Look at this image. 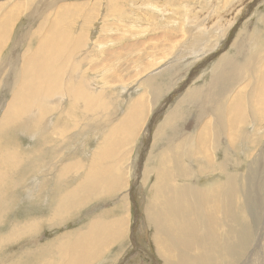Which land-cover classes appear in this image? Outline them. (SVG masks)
I'll list each match as a JSON object with an SVG mask.
<instances>
[{"label": "rangeland", "instance_id": "rangeland-1", "mask_svg": "<svg viewBox=\"0 0 264 264\" xmlns=\"http://www.w3.org/2000/svg\"><path fill=\"white\" fill-rule=\"evenodd\" d=\"M83 1L88 2L87 12L93 2H99L95 19L91 21L80 42L83 45L88 42L89 47L80 48L76 56V61L80 62L78 72L88 67L92 69V65L96 67L92 78L96 87L86 82L83 85L93 92H98V106L101 107L96 113L97 125H90L91 119L88 116L86 118L82 113L76 114L81 126L85 127H82L80 133L84 134L80 137L81 142H77L78 137L73 135L68 137L70 143L76 141L74 146H68L67 139L53 144L52 141L49 143L47 138H40L45 133V126L35 138H30L32 132L28 133L27 137V134L20 132L22 135H19L12 130H8L1 138L0 147L17 150L25 160L24 166H27L31 157L34 158V168H43L44 178L41 180L40 175L36 176L31 166L23 170L18 166L9 168L8 177L15 190L13 195L3 198L5 204L1 205L3 218L0 221V240L4 244L0 247V264H47L49 261L61 259L64 254L67 256L65 263L71 264L74 259L69 253L73 242L71 239L81 230L85 231L92 222L105 223L108 226L122 223L123 230L121 234L114 236V242L103 247L106 252H100L98 259L90 264H159L160 259L152 245L153 231L147 223L149 214L152 215V222L162 230V236L169 240L168 247L174 249L171 252L173 255L177 253V249L188 250L195 246L194 234L189 235L195 227H191L188 213L189 229L187 227V231H184L185 240H177L180 226L176 220L173 221L177 209L171 192L170 151L177 144L176 134H183V138L189 132L187 125L191 108L184 99L191 86L190 75L192 72H197V76L201 75L199 84L207 81L214 62L222 54L242 63L255 55L264 57V0H65L61 6L69 8V4ZM225 3L228 4L227 7L222 6ZM63 22L67 26L69 20L65 19ZM82 22L80 15L73 25L74 36L82 29ZM24 27L25 22L16 24L13 37L19 36ZM196 37L201 41L197 46L199 55L204 51L207 53L205 58H199V62H194L193 57ZM218 38L220 40H217ZM213 48V52L209 51ZM263 63L264 60L261 64ZM260 70L264 73V67ZM74 73L67 69L62 72L61 78H69ZM87 79L83 81H92L89 77ZM67 85L79 88L75 83L68 84L67 80L60 83L61 95L51 96L52 101L49 104L58 108L63 103L59 109L66 105L63 92L66 91ZM5 91L3 82L0 81V119L12 96L8 89L6 93ZM136 101L142 104L139 103L140 108L137 110L140 112L139 124L137 127L135 124L132 126L131 131L136 132L130 133L131 140L120 146L122 152L114 158L113 170L118 174L113 189L102 194H89L87 188L91 183L87 178H79L74 173H68L65 180L55 183L56 178L52 170L58 163L75 161L72 166L74 168L89 165L91 156L101 149L109 131L121 120H126L130 105ZM176 117H179L182 123L176 122ZM29 120V115H25L21 123L27 124ZM62 124L61 120L55 129L56 132L61 129L67 131L71 127L70 123L63 126ZM166 127L168 129H165ZM78 131L79 128L76 132ZM260 131L257 133L260 134ZM240 158H243V155H240ZM112 160L109 157L104 159V163L111 164ZM166 177L167 184L163 186ZM173 177L176 178V174H173ZM187 183L188 181L183 179L179 180L180 187ZM200 184L204 185L205 180L201 179ZM65 188L68 192L62 197L60 192ZM31 190L33 191L30 192ZM158 191L161 193L155 197L161 201L158 208L162 214L159 216L149 212L152 201L149 195ZM72 201L76 203L70 206ZM76 206L79 209L69 214V210ZM54 215L59 222L55 220ZM31 222L38 223L41 228L36 227L30 231V235L35 233L32 237L23 238L26 233H22L16 241L6 240L14 228ZM246 227L247 224H244V228ZM260 230L261 226L258 224L254 234L250 236L249 232L247 237L250 240L255 236L257 238ZM64 240L67 243L65 251L61 243ZM254 242L248 244L246 256Z\"/></svg>", "mask_w": 264, "mask_h": 264}, {"label": "bare ground", "instance_id": "bare-ground-1", "mask_svg": "<svg viewBox=\"0 0 264 264\" xmlns=\"http://www.w3.org/2000/svg\"><path fill=\"white\" fill-rule=\"evenodd\" d=\"M64 2L65 0H0V81L3 82L6 91L8 89L12 93L10 102H7L8 105L3 109V115L1 114L0 141L8 130L19 135L27 134V137L28 133L32 132L30 138H35L45 126V133L40 138H47L49 143L52 141L53 144L67 139L68 146H74V143L79 142L80 137L84 135L80 133L82 127H85V125L81 126L76 114L82 113L86 118L88 116L91 119L90 125H97L96 113L101 107L98 106V92L94 91V93L83 85L86 82L96 87L92 80L96 67L92 65V69L88 67L78 72L80 62L76 61V56L80 48L89 47L88 42L84 45L80 42L91 21L95 19L99 2H93L88 12L87 1L74 2L73 5L69 4V8L61 6ZM222 6L227 7L228 4L225 3ZM62 9L65 10L60 12ZM80 15L83 19L82 29L78 35L74 36L73 25ZM65 19L69 20L67 26L63 22ZM20 22H25V27L19 36L13 37L12 33L16 24ZM200 42V39L196 37V49L194 55L192 54L195 57L194 62H199L207 56L203 49L204 53L199 55L197 46ZM203 47H206L205 43ZM214 49L209 51L213 52ZM256 51L258 53V50ZM229 57L225 54L220 55L213 64L211 76L209 75L207 81H202V84H199L201 75L197 76V72H192L190 75L192 82L184 99L192 110V112L190 110V120L187 125L189 132L186 131L184 134H187L183 138L182 133V135L176 134L177 144L170 151L171 192L177 209V215L173 217V221L176 220L180 226L177 240L178 242L185 240L184 231H187V227L189 229L190 216L191 227L195 228L189 232V235L194 234L196 245L188 250L177 249V253L173 255L171 252L174 249L168 247L169 240L162 236V230L152 222V215L149 214L147 223L153 231L152 245L156 256L160 259L159 264H264V73L260 70L264 67V63L261 64L264 57L255 55L246 61L244 59L245 63ZM67 69L75 72L74 75L61 78L62 72ZM88 77L92 81H83ZM66 80L68 84L75 83L80 89L74 85H67L66 91L63 92L66 105L59 109L63 103L60 106L57 104L59 106L57 108L49 102L52 101L51 96L61 95L60 83ZM139 103L140 101L132 103L126 120H121L114 129L109 131L101 149L91 156L89 165L74 168L72 166L75 161L58 163L52 170L56 178L55 183L65 180L68 173H74L79 178H87L92 184L87 188L89 194L111 191L118 174L113 170L114 158L116 159L118 153L122 152L120 146L131 140L130 133L136 132L131 130L134 124L136 127L139 124L140 112L137 111L140 108ZM25 115H29L30 120L27 124H22L21 119ZM61 120L64 125L70 123L71 127L67 131L61 129L56 132L55 129ZM179 120L180 118L176 117V122ZM41 124H44L43 127L40 126ZM78 128L79 131L76 132ZM260 128H262L261 131ZM258 131L261 133L258 134ZM70 135L78 139L70 143L68 140ZM54 136H56L55 139H53ZM240 155H243V158H240ZM109 157L110 160L113 159L111 164L104 163V159ZM24 162L25 160L21 158L17 150L0 147V210L1 205L5 204L3 198L13 195L15 190L14 184L8 177L9 168L18 166L23 170L31 166L35 175H40V179L43 180L44 170L34 168L36 162L34 158L29 159L27 166L23 165ZM173 174H176V178ZM180 179L188 183L180 187ZM201 179L205 180L204 185L200 184ZM163 184V186L167 184V177L163 180ZM67 192L65 188L60 194L63 197ZM160 193L161 191H158L156 194L149 195L152 199L149 212L157 216L162 214L158 208L161 201L155 197ZM75 203L72 201L70 206ZM77 209H79L77 206L73 210L70 209L69 214ZM53 217L57 220L56 215ZM2 218V212H0V221ZM57 221L59 222V219ZM244 224H247L246 228ZM258 224L261 226L259 235L250 240L247 234L250 232L252 236ZM36 227L40 228L38 223L31 222L14 228L6 240L16 241L22 233H26L23 238L32 237L35 233L30 235L29 232ZM122 230V223L111 226L105 223H90L85 231L81 230L71 239L73 242L69 253L74 258L71 264H90L96 261L100 252L103 254L106 252L103 247L114 242V236L121 234ZM65 241H61L64 251L67 247ZM253 241H255L253 247L246 256V248ZM3 244L4 242L0 240V247ZM193 249L194 252H192ZM66 260L67 256L64 254L61 259L55 262L49 261L47 264H53V262L66 264Z\"/></svg>", "mask_w": 264, "mask_h": 264}]
</instances>
